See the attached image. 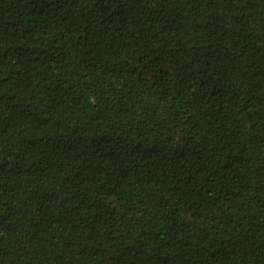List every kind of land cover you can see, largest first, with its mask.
Returning a JSON list of instances; mask_svg holds the SVG:
<instances>
[{"label": "trees", "instance_id": "obj_1", "mask_svg": "<svg viewBox=\"0 0 264 264\" xmlns=\"http://www.w3.org/2000/svg\"><path fill=\"white\" fill-rule=\"evenodd\" d=\"M0 264H264V0H0Z\"/></svg>", "mask_w": 264, "mask_h": 264}]
</instances>
